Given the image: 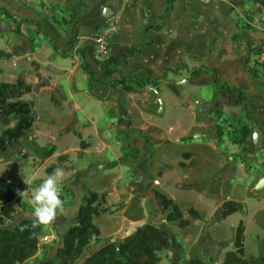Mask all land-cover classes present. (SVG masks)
I'll list each match as a JSON object with an SVG mask.
<instances>
[{"label":"crops","instance_id":"crops-1","mask_svg":"<svg viewBox=\"0 0 264 264\" xmlns=\"http://www.w3.org/2000/svg\"><path fill=\"white\" fill-rule=\"evenodd\" d=\"M28 3L33 0L23 3L28 6L18 0H0L1 8L21 19L16 21L17 25L0 12V83L14 82L24 69L34 70L33 80L26 72L22 77L31 88L19 98L32 102L33 123L28 132L33 142L31 156L36 157L37 149L42 153V148L50 144L52 153L47 157L41 154L45 158L43 165L49 162V167L54 166L52 172L58 167L56 158H60L65 170L62 199H67L63 196L64 188L71 192L65 213L54 222L58 228L56 235H45L40 242L49 243L48 248L53 241L56 248L61 245L59 235L73 222L87 177L98 172L113 175L122 167L143 173L167 156V145L173 149L171 155L176 152L182 139L208 138L216 144L200 142L181 154L191 178L185 184H180L177 175L181 169L166 166L167 170H175L176 177L164 192L175 202L198 204L189 207L202 216L210 217L214 211L220 216L222 202L232 200L230 193L225 192L227 183L244 176L240 174V160L236 161L235 170L233 158L225 156L233 153V148L218 145L223 131L218 133L216 126L223 127L226 122L247 126L250 133L241 144L244 152L264 159V6L255 0H74L70 9L73 20L65 22L74 23L75 34L66 38L65 49L60 47L66 36L58 29L56 14L45 6L37 8ZM47 3H52L50 8L53 6L54 12L55 5L68 10L64 0ZM257 20L262 23L260 27L255 25ZM112 23L117 30L111 37L108 53L99 56L94 36L101 27ZM31 26L38 28L48 43L32 44L24 38L23 27ZM15 30L21 33L15 34ZM53 44L66 54L56 52ZM81 60L87 63L95 80L89 81L80 67ZM118 80L122 83H115ZM137 80L148 82L141 85ZM203 89L205 97H196L195 104L191 96L195 90L202 95ZM151 95L153 107L143 108ZM12 125L11 120L8 127ZM146 129L153 130L149 135L154 138L147 137ZM160 139L168 142L154 148L157 144L153 140ZM15 146L4 154H10ZM152 152L156 155L152 156ZM193 158H197L196 167L191 165ZM6 162L0 164L2 175L24 186V194L19 195L18 203H13L14 216L20 213L19 220L33 218L20 199L30 203V194L28 200L24 195L33 190L32 177L38 175L32 174L25 158L21 164L24 170L28 169L27 174L18 170V176L8 174V168L16 166L17 160ZM76 174H80L81 180L73 178ZM143 176H139L138 184L144 182ZM263 178L256 179L257 188ZM120 179L118 174L112 181ZM173 187H177L176 193ZM233 214L222 219L218 216L215 221L221 224ZM244 224L246 227L245 221ZM208 227V232L196 236L199 245L212 247L209 254L200 251L202 256L198 258L204 260L215 258L220 250L214 226L212 231ZM174 238L170 235L168 257L179 256V263L194 258L187 249L194 248L196 239L190 242V237L176 234ZM183 243L191 246L184 247Z\"/></svg>","mask_w":264,"mask_h":264},{"label":"rangeland","instance_id":"rangeland-1","mask_svg":"<svg viewBox=\"0 0 264 264\" xmlns=\"http://www.w3.org/2000/svg\"><path fill=\"white\" fill-rule=\"evenodd\" d=\"M31 0H24V2H30ZM62 1V0H61ZM67 5H68V10L65 12L64 9H61L59 5H55L56 7V12H54V8H50L52 3H47L48 0H33V3H28L32 7H35L37 5V8L41 7H46V9L50 10L52 14H56L55 18H58V26H59V31L61 33L63 32L64 35L66 36L65 39L62 41L60 44L61 48H68V42L65 43V40H67V37H70V34L74 35L75 34V27L74 23H67L65 22L67 19L70 18V21L73 20L71 19V7L74 6V0H64ZM20 3L22 0H18ZM48 4V6H46ZM27 5V4H23ZM28 6V5H27ZM73 9V7H72ZM7 25V24H6ZM16 26V25H15ZM40 30L34 26H31L29 28L23 27L22 29V35L24 38H27L30 43L34 44L39 43H48L46 40V37L39 33ZM21 33V30L16 32L15 34ZM40 34V36H39ZM39 37H38V36ZM58 43V41H56ZM74 46L76 48L77 42L74 43ZM75 52V51H74ZM78 55V54H77ZM260 65V64H259ZM26 71H21L20 73L17 74V76L25 77V72L29 75L30 79L33 80V72L34 70L31 69H24ZM16 75V74H15ZM134 90V89H133ZM191 92L193 91L192 89H189ZM205 89L201 90L202 95H199L198 90L194 91V95L191 96V101H194L196 97L200 99V97L205 95L203 94V91ZM127 92H130L127 90ZM203 97V98H204ZM139 104L141 101H138ZM195 102V101H194ZM198 101L195 102L197 104ZM124 105H128L126 101L123 102ZM154 104V97L151 95V99L145 101V105L143 108H149V106L153 107ZM18 119V116L15 114H12L9 119H6L8 122L11 123L12 120V128L16 124ZM10 123H6V121H1V126H0V131L4 130L5 127H8ZM219 124V123H218ZM235 125V124H234ZM229 126V128H228ZM238 127V126H237ZM11 128V127H8ZM220 130L221 132L223 131V135L219 139L218 145L222 148H228L231 149L233 148V153H226V157L231 156L233 158V165L236 170V161L240 160L238 162L242 163V169L241 173L242 176L241 178L236 179L233 183L231 182L230 184L227 183L226 188L227 190L225 191L227 194L230 193L232 200L241 202L243 205V209L235 212L231 217L226 219L224 222L221 224H217L215 219L218 218L219 212L214 211V215L208 217L202 216L201 213H196L195 215L190 213V210H193V207H189L192 205H197L194 202H190L188 204H183L180 202H175L178 206L179 209L182 212V218L187 222L185 225L179 226L178 223L175 222H166L165 216L168 212V210L162 209V207L159 204V197L155 195V192L163 193L167 197H169L165 192L164 189L168 188L170 185L174 184V178L176 177V174H174L175 170H167L165 167L169 166L168 169H176L177 171H180L177 175L179 177V182L180 184H183L184 181L191 180V178L188 176V164L186 162H182L181 154L187 151H190L193 149V144H197L200 142H208L210 144H216L212 139L208 138H200V139H182L179 142V148L176 149V152H174L172 155L170 152L173 151L172 148H170L168 145L166 146L167 151L165 154V158L163 157L162 160L159 162L157 165H151L149 168L145 169L144 172L142 173V170L139 172H133L131 169L122 167L121 171L119 170L118 173L109 175L110 173H105V175H101L99 172L95 173L91 177H87L84 181V186H86L88 189L92 191H97L98 194H105V202L101 205V211L99 216L95 217L93 219V223L99 228L100 234L97 238H93L90 242L89 247L84 251L82 257L77 261L76 264H81L82 260L92 253L94 250H96L98 247L106 243L108 240L111 238L118 239L121 234L125 233L127 228L129 226H138L141 224V222L144 219V212L141 208V200L144 198V206L147 210L148 213V221L150 223H153L156 226H160L163 228H166L168 230L169 235L176 234V236L181 237V238H189V241L191 242V239L194 240L196 239V236L199 235V233L203 232H208L207 227L209 228L210 231L211 229L215 228L213 230L216 233L217 238L220 240V250L218 251L217 255L215 258L210 257L214 261L212 264H221L224 254L226 251L233 249L230 241H233V233L235 230V227L237 226L238 222L242 219L246 222V227L244 230V257L246 259L253 257V256H259L262 255L264 256V188L261 186L259 188L256 187V179L259 178V176L264 177V173H262L264 169V159H258L257 155H250L248 156L244 151L246 150L245 148L243 149L241 144L235 143L234 142V137L233 132H232V127L228 125V122L225 123V125L222 127L216 126L215 130ZM160 132V129H158ZM153 130L151 129H146L144 132L147 134V137L154 138L153 135H149V132H152ZM28 132L29 130L26 131L25 135H23L20 139L17 140L16 146L12 149V152L8 154H4V152H0V164L2 165L4 163L7 164L10 160H17V165H13V167L8 168V174L12 173L16 176H18V170H21L24 174H27V170L23 169V158L29 163L28 166H31L32 168V174L37 173V177H32L31 181V186L33 190L35 187L41 182L42 178L44 177V174L47 175L45 172L50 164L49 162L45 163L43 165L44 159L41 156V152L37 149V156H31L33 155L31 147H33V142L28 138ZM161 135V134H160ZM218 136V135H217ZM218 138V137H217ZM154 142L156 141V144L154 143V148H159L160 146L164 145L168 141H164L163 139L160 140H153ZM126 144V143H125ZM48 147L44 148H49L50 144H47ZM158 146V147H157ZM153 147V146H152ZM175 147V146H174ZM9 149V148H8ZM11 149V148H10ZM9 149V151H10ZM157 150V149H156ZM156 154L152 152V156H155ZM65 160V159H64ZM63 160V161H64ZM56 161L58 162V166L62 167L63 165L61 164V159L58 157L56 158ZM62 161V162H63ZM193 167L197 166V158L191 159ZM6 162V163H5ZM21 165H20V164ZM49 164V165H48ZM0 165V180H5V177L3 174V167ZM184 165V166H183ZM41 170L38 172H35L37 168L41 167ZM181 167V168H180ZM194 169V168H192ZM77 170V169H76ZM31 171V170H30ZM172 171V172H169ZM44 172V174H43ZM7 174V178H8ZM118 174H121L122 179L117 180L116 183L112 181L113 177H117ZM144 175V182H140L139 176ZM184 174L187 176L184 179L180 176H184ZM79 175V176H78ZM23 176V175H21ZM166 176V177H165ZM258 176V178H257ZM75 180H81L80 174H76L73 176ZM127 178H129L127 180ZM82 184V185H83ZM185 184V182H184ZM264 185V184H263ZM82 188V187H81ZM253 188V190H252ZM197 189V187L195 188ZM249 189H251L249 192H247ZM172 190L176 193L177 187H173ZM255 190V191H254ZM31 190L27 191V193L24 195L26 200L29 198ZM252 194H255L258 200H256ZM71 192L69 189H63V196H65L67 199H63L65 202H68L69 199L71 198ZM28 196V197H26ZM225 199V198H224ZM198 202V200L196 199ZM225 201V200H224ZM20 202L24 205V207H27V210L29 212V215L32 216V206L31 203H26L25 199L21 200ZM209 204V203H208ZM66 206V205H65ZM209 207L211 205L209 204ZM21 209V208H20ZM19 211V209H17ZM194 211V210H193ZM201 211V209H200ZM21 212V210L19 211ZM20 214V213H19ZM19 214L15 215L12 219H5L4 224L2 225L3 227L7 228H12L17 220L20 219ZM204 215V213H202ZM75 215V214H74ZM231 215V214H230ZM153 217V218H152ZM220 217V216H219ZM222 219V217H220ZM73 222L75 218L73 217ZM202 219L201 223L198 224L196 223L193 225V221ZM164 220V221H163ZM206 220H210L209 222ZM220 220V219H219ZM153 221V222H152ZM243 221V223H244ZM70 224V223H69ZM198 224V225H197ZM234 228H233V226ZM69 226V225H68ZM245 226V224H244ZM57 227L55 226V223L49 224V225H43V232H42V238L45 235H56ZM63 233V232H62ZM54 235V238H55ZM60 234V238H61ZM179 238V239H181ZM54 242V241H53ZM53 242H50L51 247L48 248V244H44L43 242H40V247L37 250V252L31 256L30 258L27 259L26 263L22 264H38V261L41 259L49 258L54 255V252L57 249ZM62 243V239H61ZM184 247H190L191 244H186L183 243ZM198 246V247H197ZM211 246L208 245L206 248L204 245H199V242L194 241V248L187 249L190 250L189 254L190 256L195 255L194 257H201L202 254L200 251H203L205 254H209L211 251ZM169 249H162L158 252V255L160 256V261L158 264H180L177 259H181L179 256H177V259L175 258H169L168 257V252ZM184 260V259H183ZM182 260V261H183Z\"/></svg>","mask_w":264,"mask_h":264},{"label":"trees","instance_id":"trees-1","mask_svg":"<svg viewBox=\"0 0 264 264\" xmlns=\"http://www.w3.org/2000/svg\"><path fill=\"white\" fill-rule=\"evenodd\" d=\"M255 1L264 6V0ZM0 12L14 22L21 20L4 8L0 7ZM16 30H18L17 27ZM52 46L61 55L66 54L54 44ZM80 54H82L81 51ZM80 67L88 75L89 81L95 80L93 72L86 62L81 60ZM127 81L131 82L130 79ZM117 82L121 84L122 80L115 81V83ZM137 82L145 85L148 81L137 80ZM30 88L31 86L27 85L20 76L14 82L0 83V126L2 120L8 124L6 119H9L12 114L18 116L13 128L5 127L0 131V152L14 146L17 140L32 127V102L19 99L21 95L30 91ZM229 125L232 127L234 142L243 145L250 133L249 128L245 125L239 126L232 123ZM218 133L222 134L220 130ZM42 149L44 157L52 153L50 148ZM51 167L46 170L47 173L51 172ZM23 190L24 186L20 183L7 179L0 180V264H22L40 247L43 225H34L33 218L21 219L12 228L2 226L5 219H12L16 213L13 203H18V197ZM83 192L81 203L74 215V222L70 223L61 235V245L52 257L41 259L38 264H76L89 247L91 240L99 236V228L93 223V219L100 214L101 205L105 202V194H98L86 186H83ZM155 195L159 197L162 209L168 210L165 216L166 222L176 221L179 226L187 223L182 218V212L178 205L171 198L159 192H155ZM242 209L241 202L225 200L220 207V216L225 218ZM189 212L196 214L193 210ZM244 230V223L240 220L233 233V249L225 252L221 264H264L262 255L248 259L244 257ZM34 233L35 235H33ZM170 246V235L166 228L145 222L136 226V230L124 239H116L114 242L108 240L87 255L81 264H158L160 261L158 252L162 249H169ZM212 262L214 263L210 258L204 260L194 257L184 259L180 264H212Z\"/></svg>","mask_w":264,"mask_h":264},{"label":"clouds","instance_id":"clouds-1","mask_svg":"<svg viewBox=\"0 0 264 264\" xmlns=\"http://www.w3.org/2000/svg\"><path fill=\"white\" fill-rule=\"evenodd\" d=\"M64 179L65 170L58 166L50 174L43 177L35 189L30 192L34 225L52 224L58 216L65 213V201L62 199ZM25 183L27 182L25 181ZM23 194L24 192L20 193L21 196Z\"/></svg>","mask_w":264,"mask_h":264},{"label":"built area","instance_id":"built-area-1","mask_svg":"<svg viewBox=\"0 0 264 264\" xmlns=\"http://www.w3.org/2000/svg\"><path fill=\"white\" fill-rule=\"evenodd\" d=\"M261 24L262 23L258 20L255 22V25L258 27H260ZM116 30H117L116 26L112 23V24L104 25L99 29V31H97V33L94 36V48L97 55L99 56L107 55L111 42V37L116 32Z\"/></svg>","mask_w":264,"mask_h":264},{"label":"water","instance_id":"water-1","mask_svg":"<svg viewBox=\"0 0 264 264\" xmlns=\"http://www.w3.org/2000/svg\"><path fill=\"white\" fill-rule=\"evenodd\" d=\"M264 183V178L260 181V183L258 184V185H262ZM144 198H142V200H141V208H142V210H143V212H144V219H143V221L141 222V224H143V223H145V222H147L148 221V213H147V210H146V208H145V206H144ZM136 230V226H129L128 228H127V230L125 231V233H123V234H121V236L118 238V240H121V239H124V238H126V237H128L129 235H131L134 231ZM116 239L115 238H111L110 239V242H114Z\"/></svg>","mask_w":264,"mask_h":264}]
</instances>
